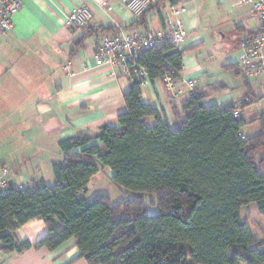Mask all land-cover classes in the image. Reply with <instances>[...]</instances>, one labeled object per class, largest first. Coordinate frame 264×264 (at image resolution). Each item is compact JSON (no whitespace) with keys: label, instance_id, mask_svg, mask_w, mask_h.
I'll return each instance as SVG.
<instances>
[{"label":"trees","instance_id":"trees-1","mask_svg":"<svg viewBox=\"0 0 264 264\" xmlns=\"http://www.w3.org/2000/svg\"><path fill=\"white\" fill-rule=\"evenodd\" d=\"M182 1L160 0L142 15L155 9L161 16L166 4ZM184 51L164 43L137 63L149 81L166 74L178 81ZM130 78L118 126L102 124L58 141L62 160L52 163L53 184L0 193V255L53 250L74 238L87 264H264V112L244 116L253 103L248 94L225 106L206 104L199 88L174 111L172 127L142 99L139 76ZM235 107L241 116H234ZM256 123L255 133H244ZM105 168L132 198L85 197L90 178ZM251 203L261 219L241 217ZM147 204L156 212L148 214ZM31 219L47 227L34 244L15 233Z\"/></svg>","mask_w":264,"mask_h":264},{"label":"crops","instance_id":"crops-1","mask_svg":"<svg viewBox=\"0 0 264 264\" xmlns=\"http://www.w3.org/2000/svg\"><path fill=\"white\" fill-rule=\"evenodd\" d=\"M80 5L89 8L92 18L81 27L67 25V11ZM177 5L185 11L174 19L182 22L188 36L177 47L185 51L176 89L169 92L159 78L140 86L142 99L157 108L172 127L177 124L174 111L188 98L181 78L201 76L200 88L206 95V104L225 106L241 100L216 92L215 82L197 58L190 55V49L202 42L198 36L190 35L197 29L196 5L194 0ZM166 6L161 9V16L155 9L135 16L118 0H21L12 16V28L0 35V164L9 168L8 185L32 186L41 181L53 184L52 163L62 160L60 139L83 129L94 132L102 124L118 126L117 115L125 108L123 94L132 80L121 66L95 65L97 42L119 30L162 31ZM211 91L215 93L210 94ZM147 121L152 124L154 119L149 117ZM104 171L110 173L109 168ZM101 179L100 173L92 176L87 191ZM251 206L255 212L246 209L247 215L243 216L240 209L241 217L261 219L256 205ZM46 232L43 220L31 219L15 233L20 240L34 244ZM0 264L87 263L71 238L53 250L30 248L1 254Z\"/></svg>","mask_w":264,"mask_h":264},{"label":"built area","instance_id":"built-area-1","mask_svg":"<svg viewBox=\"0 0 264 264\" xmlns=\"http://www.w3.org/2000/svg\"><path fill=\"white\" fill-rule=\"evenodd\" d=\"M108 2L110 0H100ZM160 0H118L120 5L130 11L135 16L142 15L150 6L155 5ZM241 5H248L251 17L256 20L255 27H243L241 38L239 39L240 56L239 66L247 75L261 76L264 80V0H233ZM21 0H0V35L12 28V16L19 9ZM185 8L182 5L167 4L163 12L162 19L164 28L160 32L147 31L143 33H127L115 31L99 38L94 54V63L97 66L110 65L121 66L123 71L130 77L132 73L139 76L141 85L149 80L145 68L137 63L143 52L155 46L171 43L176 47L181 46L188 33L184 29L182 22L175 20L174 16L182 14ZM92 18V13L86 5L72 8L66 13V24L72 27L84 26ZM67 64L66 68L69 69ZM166 89L174 92L175 81L170 75L163 77ZM201 76L196 75L191 78H181V82L187 86L188 96L192 95L196 89L201 87ZM235 117L242 114V109L235 107L233 110ZM238 136L244 138V133L238 132ZM9 168L0 164V193L8 192L7 176ZM24 183L15 185V188H23Z\"/></svg>","mask_w":264,"mask_h":264},{"label":"rangeland","instance_id":"rangeland-1","mask_svg":"<svg viewBox=\"0 0 264 264\" xmlns=\"http://www.w3.org/2000/svg\"><path fill=\"white\" fill-rule=\"evenodd\" d=\"M194 2L198 24L197 29L190 35L198 36L199 41L202 42L190 49V55L197 58L210 76L209 79L215 82L216 92L223 95L229 93L236 100L244 98L246 94L249 95L253 103L245 110V117L264 112L263 78L247 75L238 64L239 38L242 34V29L238 27L243 25L245 28H253L256 24L255 18L249 14L250 7L235 3L233 0H194ZM214 91L210 94H214ZM257 125L256 123L246 126L244 133H255ZM261 153L259 151L256 158H259ZM100 177L102 179L96 181V184L86 192L87 199L99 193L108 194L112 202L133 197L131 192L125 193L123 188L112 183L109 172H100ZM246 209L250 211L254 209L255 212V207L251 204L243 206L241 208L243 216L247 215ZM146 212L154 213L156 207L147 204ZM253 228L258 233L256 228Z\"/></svg>","mask_w":264,"mask_h":264}]
</instances>
